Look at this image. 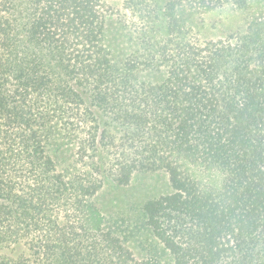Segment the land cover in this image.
Here are the masks:
<instances>
[{"label": "trees", "instance_id": "trees-1", "mask_svg": "<svg viewBox=\"0 0 264 264\" xmlns=\"http://www.w3.org/2000/svg\"><path fill=\"white\" fill-rule=\"evenodd\" d=\"M91 6L0 1V264H264V15L241 42L203 49L184 38L193 11L167 15L169 38ZM162 68L157 84L132 77ZM87 158L101 161L92 172L79 170ZM154 169L169 193L130 208L125 225L103 213L104 183ZM49 197L71 203L76 230L48 218Z\"/></svg>", "mask_w": 264, "mask_h": 264}, {"label": "rangeland", "instance_id": "rangeland-1", "mask_svg": "<svg viewBox=\"0 0 264 264\" xmlns=\"http://www.w3.org/2000/svg\"><path fill=\"white\" fill-rule=\"evenodd\" d=\"M3 1V0H0ZM92 3V8L95 12L106 15V17L113 18L117 25H123L122 22L127 23L130 30H138L145 25L161 27L163 35L165 37H175V35L168 31V17L167 15L174 14L176 17H180V14L186 15L188 12H195L197 24L192 25L187 35L184 38L202 47L207 48L211 42L217 41H230L232 44L241 42L240 36L243 34L252 35L254 32V26L250 30V25L256 23V17L258 15H264V0H260V3L256 8L243 10L242 7L234 0H224L219 4V0L214 1V5H201L194 6L189 3L191 0H184L182 4L176 5L174 12L170 10L171 0H88ZM257 4V3H256ZM45 6V5H44ZM151 9L156 20L150 21L151 14L148 18L140 13L139 10L143 8ZM197 7V8H196ZM33 8V7H32ZM42 7H40L41 9ZM184 11V12H183ZM35 12V11H34ZM33 13V11H32ZM64 13L74 18V11L69 7ZM41 14V11L36 12ZM34 15L36 19L38 16ZM155 21V22H154ZM152 23V24H150ZM261 23V22H258ZM160 29V30H162ZM168 31V32H166ZM161 37L160 35H158ZM182 37V36H181ZM178 37H176L177 41ZM74 40L71 34L70 41ZM82 41V40H81ZM169 54H175L177 49L175 43L169 44ZM137 48L140 49L139 46ZM134 48H127L124 54L133 52ZM164 69L160 70V73H156L154 70L145 71L141 74H132L134 80L142 83H160L164 76ZM144 109V108H143ZM88 127L84 126L86 130ZM83 137H89L87 133L82 134ZM106 154V150H102ZM94 150L92 147L88 148V155H93ZM94 162H101L100 159L92 158L85 159L84 163L79 167L81 171L92 172ZM110 166V160L104 165L107 169ZM205 181L210 184H219L220 176L217 173H211ZM171 191L169 175L165 170H140L132 178L131 182L127 186H114L111 182H106L103 185L99 196V204L101 210L106 216L111 214L116 218H119L121 224H128L126 220V213L130 208L140 204L151 198L165 195ZM46 214L48 218L52 220L62 221L60 227H73L77 229V219L75 211L71 207V203L65 204V201H56L52 197L46 198ZM41 224V223H40ZM35 227V225L33 226ZM37 233L41 236L49 235L51 233L50 225H43L37 228ZM31 260H33L31 258Z\"/></svg>", "mask_w": 264, "mask_h": 264}]
</instances>
